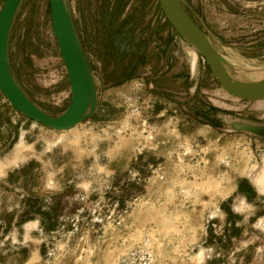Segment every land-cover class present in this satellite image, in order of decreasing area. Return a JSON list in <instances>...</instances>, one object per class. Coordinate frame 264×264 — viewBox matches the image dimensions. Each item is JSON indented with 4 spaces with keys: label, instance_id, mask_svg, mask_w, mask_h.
Listing matches in <instances>:
<instances>
[{
    "label": "rangeland",
    "instance_id": "1",
    "mask_svg": "<svg viewBox=\"0 0 264 264\" xmlns=\"http://www.w3.org/2000/svg\"><path fill=\"white\" fill-rule=\"evenodd\" d=\"M183 1L233 74L264 67V0ZM66 3L94 105L56 130L0 91V264H264V137L241 128L264 100L229 96L159 0ZM8 57L37 107L67 109L50 1H21Z\"/></svg>",
    "mask_w": 264,
    "mask_h": 264
},
{
    "label": "water",
    "instance_id": "2",
    "mask_svg": "<svg viewBox=\"0 0 264 264\" xmlns=\"http://www.w3.org/2000/svg\"><path fill=\"white\" fill-rule=\"evenodd\" d=\"M21 1L23 0H5L0 10V91L11 106L27 118L56 130L71 129L79 124L86 117L88 110L93 107L94 85L68 5L66 0H48L53 32L67 70L72 93L67 109L59 116H52L37 107L25 94L11 70L8 57L9 38ZM159 2L168 21L200 52L213 76L229 96L242 101L264 100V82L252 89H244L231 81L225 70L223 59L214 49L210 35L194 20L183 0H159ZM241 128L264 137V126L242 125Z\"/></svg>",
    "mask_w": 264,
    "mask_h": 264
},
{
    "label": "bare ground",
    "instance_id": "3",
    "mask_svg": "<svg viewBox=\"0 0 264 264\" xmlns=\"http://www.w3.org/2000/svg\"><path fill=\"white\" fill-rule=\"evenodd\" d=\"M231 66V64H230ZM247 66V65H246ZM225 67V65H224ZM240 67V66H239ZM233 68V67H231ZM235 68V67H234ZM243 68V67H242ZM225 70L227 72V75L231 79V81L244 89H252L254 87H257L259 84L264 82V67L257 68V69H250L245 71V75H248V78H242L235 74H233L228 68L225 67ZM236 70V69H235ZM91 107V103L89 104V108ZM235 124V123H234ZM257 183H259V188L264 191V162L263 167L261 169L260 175L257 177Z\"/></svg>",
    "mask_w": 264,
    "mask_h": 264
},
{
    "label": "trees",
    "instance_id": "4",
    "mask_svg": "<svg viewBox=\"0 0 264 264\" xmlns=\"http://www.w3.org/2000/svg\"><path fill=\"white\" fill-rule=\"evenodd\" d=\"M129 33H130L129 28H124V29H123V34H121V36H122V35H124V36H127V35H128V37H129ZM125 46H126V45H125Z\"/></svg>",
    "mask_w": 264,
    "mask_h": 264
}]
</instances>
